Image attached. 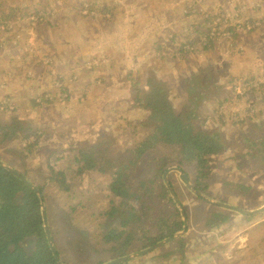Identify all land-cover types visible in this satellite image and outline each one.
Segmentation results:
<instances>
[{
  "label": "rangeland",
  "instance_id": "374dc122",
  "mask_svg": "<svg viewBox=\"0 0 264 264\" xmlns=\"http://www.w3.org/2000/svg\"><path fill=\"white\" fill-rule=\"evenodd\" d=\"M7 1L11 9L24 8L27 12L37 9L39 4L45 5L42 14L40 13L41 17L45 16V20L39 21L40 26L31 24L27 19L24 26L11 22L10 27H15L22 41L17 47L3 45L5 27L0 23V111L8 110L4 114L0 112V121L9 123L15 115L14 117L30 123L38 133L41 145L30 156L24 152L25 142L0 146V159L16 172L26 174L37 189L39 187L45 190V195H42L49 227L51 225L56 238L54 243L59 246L63 258L69 264H97L99 257L107 261L104 259L107 247L98 248L93 254L90 245H94V240L99 235L95 213L109 203L104 201L103 196H108L111 185L109 182L112 179L104 174L90 175L72 182L73 189L64 193L52 187L49 182L46 184L49 170L47 161L52 159L60 169L68 172L73 167V147H89L107 142L110 156L118 160L126 150L141 142L143 137H136L132 133V122L142 115L131 110L132 90L136 83L141 84V88L145 87L152 77L166 87L177 114L188 101L183 79L194 75L216 77L220 94L206 102L200 113L206 120V125H209L207 128L219 131L230 146L224 154L210 158L213 173L207 196L215 199L219 197L220 201L222 196L231 202L228 205L246 211H257L264 207V173L260 172L263 169L247 162L244 147L238 141L243 130L249 132L250 137L264 132L254 126L251 128L237 123L248 116L244 110L255 106V102L260 101L259 97L264 96V87L256 93L253 90L249 92L258 83L264 84V0H126L124 6L130 9L136 19L143 22V26L133 33L132 39L127 36L122 38L119 55L123 68L116 75L117 81L112 86L111 83L107 86L111 80L107 69L102 67L97 70L96 66L92 68L91 61L111 57L114 49L113 34L119 27H115L113 23L103 24V27L96 30L99 33L91 39H96L97 44L90 47L86 58L78 60L79 66H82L74 70L71 66L70 72L76 71L79 74L83 66L93 69L94 72L86 76L81 84H93L96 80L103 79L104 75L108 76L101 86L96 84L89 88V99H82L81 104L79 93L70 95L69 102L45 96L47 89L41 86V77L43 72L49 75L54 60H60L65 54H73L76 49L80 51V46H87L85 43H78L74 48L68 47V52L63 50L64 54H60V51L50 53L47 48V45H59L60 37L67 42L86 29H93V20L86 16L84 8L91 9L90 4L94 1L90 4L87 3L91 0ZM240 14L249 25L245 31L238 23L242 20ZM57 15L59 19L56 18ZM126 17L117 14L114 22H123ZM209 20H220L222 29L216 35L221 38L212 46L206 45V38L203 36L206 33L203 27H208ZM255 22L260 24L252 27ZM129 25L130 23L123 26V33H128ZM149 28L154 32L147 34ZM145 35L151 43H139L132 49V52H138L142 56L137 58L141 59V64L129 62L132 53L128 50V45ZM79 39L81 38L78 37L77 40ZM34 46L36 47L32 50ZM36 52L38 55L51 57L44 60L43 70L39 65L40 59L35 56ZM30 69L36 73L34 81L26 78ZM52 81L49 79L47 86L51 87ZM238 92L241 96H238ZM35 97L50 99L53 104L47 106L40 102V107H33L31 101ZM263 108L264 100H261L256 106L257 114H260L257 125L264 122V117L261 118ZM147 161L149 159L145 163ZM140 169L146 170L140 166L136 172L140 173ZM180 170L191 178V167ZM228 183L254 186L245 194L244 191L235 192V187H227ZM171 184L185 213L189 212V216L198 213L196 198H192L189 189L179 182L178 174ZM118 203L119 200L117 205ZM76 204H81L84 211H71ZM258 217L248 221L239 215L221 231L227 232L222 235L200 233L197 238L192 239L187 264H264V214ZM72 227L78 229L80 234L73 231ZM194 230L195 226L191 225L189 232ZM167 254L159 252L156 255L153 250L146 256L136 258L134 264L179 263L178 260L174 263L173 259H160ZM112 261L108 260L106 264Z\"/></svg>",
  "mask_w": 264,
  "mask_h": 264
},
{
  "label": "trees",
  "instance_id": "16d2710c",
  "mask_svg": "<svg viewBox=\"0 0 264 264\" xmlns=\"http://www.w3.org/2000/svg\"><path fill=\"white\" fill-rule=\"evenodd\" d=\"M8 6L7 0H0V23L5 27L6 35L3 45L17 47L22 44V41L16 33L15 27H10L11 22L15 21L19 23V26H24L27 19L31 24L35 23L40 26L39 21L45 20V16H40L45 5L39 4L37 9H31L30 12L24 8L11 9ZM59 15L56 16L57 19H59ZM240 17L242 19V14ZM35 18L37 20L34 21ZM238 23L241 24L239 26L243 28V31L249 28L248 23L243 19ZM220 24V20L218 22L209 20L208 27H203L206 32L203 34L206 38V45L212 46L214 43H218L221 36L217 37L216 35L222 30ZM259 24L255 22L252 27ZM229 32L231 33V29ZM234 33L236 34V29H234ZM35 56L40 61L50 58V56L41 57L37 52ZM86 72L87 68L84 70V73ZM74 74L76 73L74 72ZM215 78V76L203 78L201 75H194L183 79L182 84L188 101L179 114L173 108L166 87L154 77L149 79L143 88H141V84L136 83L135 91L132 90L131 110L137 115H142L132 122V133L136 137H143V139L121 154L118 160L110 156V146L107 142H103L89 147L71 148L73 167L68 172L60 169L57 164L52 162V159L47 161L49 170L46 184L49 182L52 187L64 193L73 189L72 182H77L90 175L104 174L112 179L109 182L111 185L108 196H103L104 201H109V203L101 211L95 213L99 223L97 228L99 235L94 240V245H90L93 254L98 248L107 247L105 259L115 261L149 250L184 231L185 223L182 213L166 186L164 175L172 167L180 169L191 167L192 184L202 195H208L209 180L213 173L210 158L224 154L230 146L219 131H211L207 128L209 125H206L207 122L200 113L201 107L206 102L212 101L220 94L221 90ZM62 87L68 93L69 85L66 84ZM261 87H264V84L258 83L249 92L253 90L256 93ZM46 89L45 96L61 92L54 81L51 82V87L46 86ZM259 98L260 101L255 102V106L247 107L248 109L244 110L248 116H244L237 123L240 126L249 125L251 128L254 126L264 132V122L256 124L258 115H260L257 114L256 106L261 103V100H264V96ZM34 99L31 101V106H39L40 104L36 100L40 98L35 97ZM0 112L4 114L8 110ZM14 116L9 123L0 121V146L13 142H26L24 152L30 156L39 149L40 137L30 123ZM263 117L264 108L261 113V118ZM32 141L34 142L32 143ZM238 141L244 147V156L247 162L263 169L260 171L263 174L264 134L250 137L249 132L243 130ZM147 159L149 161L145 163ZM140 166L145 167L146 175L143 176L144 170L142 169H140L141 175L136 172ZM22 175L32 183L26 174ZM175 175L169 176L171 183ZM142 176L145 179L135 185L134 180H139ZM226 186L235 187V192L244 191L246 194L254 185L246 187L228 183ZM38 190L45 195V190L39 187ZM190 195L192 198H196L192 194ZM218 198L213 199L225 205L231 203L222 196L220 197L221 201ZM195 202L199 207V212L195 213L192 218L195 225L202 226V229L196 228L199 233L225 234L226 231H221L230 224L233 218L239 216L219 207L211 206L200 198H196ZM71 211L83 212L84 208L81 204H76ZM186 213L189 219V212L186 211ZM242 218L252 221L259 217L242 216ZM72 230L80 234L78 229L72 227ZM188 233L173 243L155 250L156 255L159 252L168 253L162 258L159 256V258L173 259L174 263L178 260V264H187L186 259L189 261L187 253L192 243L190 237L197 238L194 233ZM51 235L55 242L56 238L52 228ZM55 246L63 264H69L63 258L59 246L57 244ZM98 259L97 264L107 263L101 257ZM134 260L136 258L119 264H134ZM0 264H57L46 238L40 198L1 166Z\"/></svg>",
  "mask_w": 264,
  "mask_h": 264
},
{
  "label": "bare ground",
  "instance_id": "6f19581e",
  "mask_svg": "<svg viewBox=\"0 0 264 264\" xmlns=\"http://www.w3.org/2000/svg\"><path fill=\"white\" fill-rule=\"evenodd\" d=\"M93 1L95 4L94 3L90 4ZM124 2H126V0H91L87 4L92 5V8L91 9L84 8V10H85V12H87L86 16L88 18H92V20H93L92 23H94L93 25L95 27L93 29H86L85 31H83V33L77 34V36L81 38L79 40H77L78 37H75V36H72L67 42L62 40L61 39L62 37L59 38L60 45H61L60 54H64L63 50L68 52L69 51L68 47L74 48L78 43L82 45V43H84V40H86L87 46H82V47L80 46V48H81L80 51L78 49H76V51H73V54H69L70 58L64 66L59 67L58 64L56 63V65L51 68L52 74L55 73L56 70H59L60 73H63V74L59 75L57 78L58 86H59V89L61 91L60 97H59V99H53V100H60L63 102H69L71 100L70 95L75 94V93H77V94L79 93L78 97H79V103L80 104H81L82 99H84V98L86 100L89 99L88 98L89 97L88 96L89 88L94 86V85L96 86V84L99 86H101V84H104L105 83L104 80L108 75H104L103 79L100 78V79L96 80L93 84H90V83L86 84L85 83L86 84L85 85V84H81V81L86 79V76L91 75L94 72L93 69H91V68L88 69L89 66H83L82 67L83 69L81 70V72L79 74H77L76 71H74L76 73V74H74V72L73 73L70 72L71 66H73V70L76 69L77 67L82 66V65L79 66L78 60L86 58L87 53H90V51H89L91 49L90 47H93L94 45L97 44L96 39H91V38L96 33H98L96 30H98V28L103 27V24L110 25L111 23H113L115 27H123V26L128 25L130 23L129 30H128L127 34H125L123 32L113 34L114 49L112 51L113 53L111 52L112 53L111 57L116 59L117 63H115V60L111 57H106L103 60L92 59V61H91L92 68H93V66H96L97 70H99V68L103 67V68H106L107 71L110 73L111 80L107 83V86L110 83H111L110 86H112L113 84L116 83L117 77H118V76L116 77V75L117 74L119 75L120 71L123 68V67H121L122 60H121V56L119 55V54H121V40L125 36H127V38H129V39H132L133 33H135L138 29H140L143 26V22L139 21V19H136V17H134L131 14L130 9L128 7L124 6ZM117 14H123V15L127 16L125 21L120 22V23H115L114 19L117 16ZM152 28H154V27L152 26ZM131 31H133V32H131ZM152 32H154V31H151L150 28L147 29V34L152 33ZM74 33H77V32H74ZM146 38H147V35L142 37V39L137 40L136 42H131L128 45V50H131V53H132V57H131L129 62L133 61L135 63L141 64V59H137V58H139V57L141 58L142 56L138 52H132V49H133L134 45L139 44V43H151ZM49 41H50V43L53 42L51 39ZM120 60H121V62H120ZM85 68H87L86 73H84ZM65 83H69L68 93H66L64 88L62 87ZM107 86H105V88Z\"/></svg>",
  "mask_w": 264,
  "mask_h": 264
},
{
  "label": "water",
  "instance_id": "95a60500",
  "mask_svg": "<svg viewBox=\"0 0 264 264\" xmlns=\"http://www.w3.org/2000/svg\"><path fill=\"white\" fill-rule=\"evenodd\" d=\"M0 166L2 168H4L5 170H7L11 175H13L14 177H16L17 179H19L21 182H23L26 186H28L32 191L35 192V194L40 198V201H41V207H42V218H43V223H44V229H45V234H46V238H47V241H48V245L50 247V249L52 250L53 254H54V258L57 262V264H63V261L60 259L59 257V254H58V251H57V248L55 246V243H54V240L52 238V235H51V231H50V227H49V219H48V216H47V211H46V205L44 204V197L42 195V193L32 184L30 183L28 180H26L22 174L16 172L14 169H12L11 167L7 166L1 159H0ZM172 174H178L179 177H180V181L189 189V191L195 195L197 198H200L202 200H204L207 204L211 205V206H216V207H219L221 209H224V210H227V211H230L232 213H235V214H238V215H241V216H260V215H263L264 214V207L257 210V211H246V210H243L241 208H238V207H235L234 205H228V204H224V203H221L219 201H214V200H211L207 197H205L204 195H202L200 192H198L196 190V188L194 187V185L191 183L190 181V178L188 175H186L182 170H180L179 168L177 167H173L171 169H169L165 175H164V181L166 183V186L172 196V198L174 199L175 203L178 205V208L180 210V212L182 213V216H183V219H184V223H185V227H184V231L177 234L176 236L172 237V238H169L165 241H163L162 243L156 245L155 247L149 249V250H146V251H143L141 253H138V254H134V255H131V256H128V257H124V258H121V259H118V260H115V261H112L108 264H119V263H122V262H125V261H129V260H132V259H135V258H140L142 256H145L147 255L148 253H150L151 251H155L159 248H162L170 243H173L174 241L182 238L185 234H186V231L188 229V221H187V216H186V213L182 207V204L180 202V200L178 199V196L175 192V189L173 188L171 182H170V179H169V176L172 175Z\"/></svg>",
  "mask_w": 264,
  "mask_h": 264
},
{
  "label": "crops",
  "instance_id": "0c3cea01",
  "mask_svg": "<svg viewBox=\"0 0 264 264\" xmlns=\"http://www.w3.org/2000/svg\"><path fill=\"white\" fill-rule=\"evenodd\" d=\"M158 15V14H157ZM123 32V27H119L118 28V31H116L115 33H122ZM99 33V32H98ZM105 37V35L103 36V38ZM99 41V40H98ZM84 43L86 44V40H84ZM47 46H49V47H47L48 48V50H49V52L50 53H54V51H60L61 50V45L59 44V45H53V44H51V45H47ZM69 58H70V56L68 55V54H65L60 60H54L55 61V63H57L58 64V66L59 67H62V66H64L67 62H68V60H69ZM58 67V68H59ZM125 68V67H124ZM59 74L61 75V73H60V71H59ZM43 90H44V88H43ZM3 92H5V91H3ZM8 99H10V98H8ZM33 100H35V99H33ZM47 101H50V102H47ZM53 104V102L50 100V99H47L46 100V105L47 106H49V105H52ZM34 107V106H33ZM36 107H40V105L39 106H36ZM26 143V142H25ZM139 175H141L140 173H139ZM146 175V174H145ZM177 175V174H176ZM144 176V175H143ZM141 177L139 180H134L135 181V184H138L141 180H143V179H145L144 177ZM190 178V177H189ZM178 180H179V182H180V177H179V175H178ZM191 180V179H190ZM182 183V182H181ZM183 184V183H182ZM185 188H186V186H184ZM189 193H190V191H189ZM190 194H192V193H190ZM194 197H196L195 195H193ZM205 197H207V196H205ZM197 198V197H196ZM208 198V197H207ZM209 199H211V200H214L213 198H209ZM214 201H216V200H214ZM193 216H189V219H188V216H187V221H188V229H187V232H186V234L189 232V228L191 227V225H194L195 226V230L192 232V233H194V235H196V236H198V235H200V233L199 232H197L196 231V228H201L202 229V226H199L198 227V225H195L194 224V222H193V218H192ZM190 233V232H189ZM188 233V234H189ZM185 234V235H186ZM191 238V240L194 238L193 236H191L190 237ZM192 245V244H191Z\"/></svg>",
  "mask_w": 264,
  "mask_h": 264
},
{
  "label": "clouds",
  "instance_id": "9594fccd",
  "mask_svg": "<svg viewBox=\"0 0 264 264\" xmlns=\"http://www.w3.org/2000/svg\"><path fill=\"white\" fill-rule=\"evenodd\" d=\"M41 57H44V56H42L41 54H39ZM51 58V57H50ZM45 59H42L40 62H39V65H40V67L42 68V70H43V66H44V61ZM56 65V63L54 62V65L52 66V67H54ZM51 67V68H52ZM60 74H59V70H56V72L55 73H53L52 74V71H50V73H49V75H46L44 72L42 73V77H41V86L42 87H46L47 85H48V80L49 79H52L54 82H56L57 84H58V81H57V78H58V76H59ZM26 78L28 79V80H32V81H34L35 79H36V73L34 72V70L33 69H30V70H28L27 71V73H26ZM64 85H66V83L64 84ZM56 96L58 97V99H59V97H60V94H53L51 97L53 98V99H55L56 98ZM46 100L47 99H44V98H40V99H38V100H36L38 103H40V102H44V103H46ZM187 232V231H186Z\"/></svg>",
  "mask_w": 264,
  "mask_h": 264
},
{
  "label": "flooded vegetation",
  "instance_id": "af4514ba",
  "mask_svg": "<svg viewBox=\"0 0 264 264\" xmlns=\"http://www.w3.org/2000/svg\"><path fill=\"white\" fill-rule=\"evenodd\" d=\"M173 168V167H172ZM177 168H179V167H177ZM180 169V168H179ZM147 173V171L145 170L144 172H143V175H145ZM135 185H137V184H135ZM104 259H105V257H104Z\"/></svg>",
  "mask_w": 264,
  "mask_h": 264
},
{
  "label": "built area",
  "instance_id": "2783aa9c",
  "mask_svg": "<svg viewBox=\"0 0 264 264\" xmlns=\"http://www.w3.org/2000/svg\"><path fill=\"white\" fill-rule=\"evenodd\" d=\"M238 94H239L238 96H241V94L239 92H238Z\"/></svg>",
  "mask_w": 264,
  "mask_h": 264
}]
</instances>
